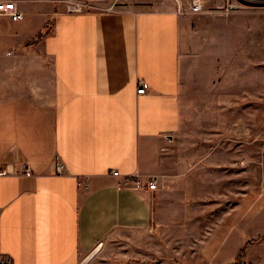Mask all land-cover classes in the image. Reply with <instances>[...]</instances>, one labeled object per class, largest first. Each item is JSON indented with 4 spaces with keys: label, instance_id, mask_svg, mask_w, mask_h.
<instances>
[{
    "label": "crops",
    "instance_id": "1",
    "mask_svg": "<svg viewBox=\"0 0 264 264\" xmlns=\"http://www.w3.org/2000/svg\"><path fill=\"white\" fill-rule=\"evenodd\" d=\"M172 4L63 11L49 27L40 17L31 62L20 49L31 33L19 37L0 16V58L11 59L0 74L17 75L0 83V163L12 168L0 175V258L83 264L123 235L129 256L186 264L202 240L211 245L219 203L236 212L261 196L249 195L259 140L249 147L247 80L228 89L204 72L195 82L186 46L197 16ZM203 106L225 117L214 110L202 123L192 108ZM134 173L158 187L122 186Z\"/></svg>",
    "mask_w": 264,
    "mask_h": 264
},
{
    "label": "rangeland",
    "instance_id": "2",
    "mask_svg": "<svg viewBox=\"0 0 264 264\" xmlns=\"http://www.w3.org/2000/svg\"><path fill=\"white\" fill-rule=\"evenodd\" d=\"M18 1L21 9L25 11L24 19L17 20L7 15L0 16H5V19L2 18V20L9 24L10 29L16 30L15 33L19 37L22 34L31 33L25 35L20 47V49L25 50L26 61L28 62H31L36 52L42 50L41 47H38V43L40 40L42 41L43 34L37 36V32L40 30L38 28L40 17V26L45 27L49 22H54L56 13L74 11L72 10L74 9L73 6L77 4L81 5L83 11L129 9L136 7L138 3L150 2L173 3L172 5L176 8L179 6V0ZM244 1L247 4L227 10L226 0H207L202 12L192 13L197 16L195 17L197 20L194 22L193 34L187 40L186 48L191 55L190 58L192 57L188 68L191 67L196 71V77L193 76L195 82H197L196 78L200 79L197 73L203 79L208 78L209 73L211 75L216 74L213 76L217 78V82L225 84V88L228 89L231 87L236 89L247 80L249 106H247L246 112H243H245L249 122V147L252 148L251 143L259 140L255 145L257 152H255L254 157L252 158L249 154L247 159L251 164L250 168H252L250 173H253L250 177L256 183V187L249 195L256 198L259 194L261 196L258 197V200L253 199V205L249 202L248 205L244 203L236 212L226 211V207L232 205V202L223 205L219 203L216 215L217 228L211 237V245H208L210 248L203 246L202 240L201 249L197 252V256L195 254L188 255L186 264H261L264 260V250H259L260 248L264 249V147L262 148L264 143V0ZM184 2L186 1L184 0ZM183 12L191 13L189 11ZM228 21L232 22V30H228L226 27ZM49 26L51 25L48 24ZM230 35L231 41H228ZM1 55L4 56V54ZM10 62V58H5V56L0 58V69L6 66L4 63L9 66ZM13 69L16 70L17 66ZM204 72L208 74H204ZM2 78L5 83L15 82L17 75L3 77L0 74V83H2ZM218 93L233 94V98H235L237 92L218 91ZM192 109L194 115L200 118L202 123L208 119L210 112L214 110L217 111L218 117L222 116V119L225 117V108L223 107L203 106ZM238 109L240 110V108ZM228 116L234 118L235 114ZM261 181H263L262 184ZM227 213L231 216L229 217ZM226 221L235 223V226L229 228L224 223ZM117 237L122 242L110 243L106 253L100 254L101 249L88 264H151L155 262L146 259L143 254L129 256L128 247L124 244L127 236ZM239 252H241L242 258H236ZM171 257L167 261L168 264H184L183 261L178 260L180 256L178 258L177 256Z\"/></svg>",
    "mask_w": 264,
    "mask_h": 264
},
{
    "label": "built area",
    "instance_id": "3",
    "mask_svg": "<svg viewBox=\"0 0 264 264\" xmlns=\"http://www.w3.org/2000/svg\"><path fill=\"white\" fill-rule=\"evenodd\" d=\"M179 0V6L178 10L183 11H189L192 13H199L202 12L205 9V5L207 0ZM227 5L226 8L229 10L230 8L237 7V6H243L245 5L244 2L241 0H226ZM75 11H82V8L79 9H72ZM0 15H7L11 16L14 19L22 20L25 17L24 11L21 9L19 5L18 0H2L0 1ZM148 88V83L144 80L140 81L139 87H138V93H145ZM24 173L27 175H32V169L30 164L27 162L23 164ZM61 164H59V170L61 171ZM12 172V168L10 165H5L4 163H0V175H5ZM113 174L120 175L119 170H113ZM148 185L150 189H156L158 187L157 180L156 179H149L145 181L143 178H141V175L138 173L131 174L127 176V178L124 179L123 185H129L133 186L135 188H143L145 185ZM0 264H13V260L8 257H1L0 258Z\"/></svg>",
    "mask_w": 264,
    "mask_h": 264
},
{
    "label": "water",
    "instance_id": "4",
    "mask_svg": "<svg viewBox=\"0 0 264 264\" xmlns=\"http://www.w3.org/2000/svg\"><path fill=\"white\" fill-rule=\"evenodd\" d=\"M102 248V244H99V246H97L90 254L89 256H87L85 258V260L83 261V264H87L98 252L99 250Z\"/></svg>",
    "mask_w": 264,
    "mask_h": 264
},
{
    "label": "bare ground",
    "instance_id": "5",
    "mask_svg": "<svg viewBox=\"0 0 264 264\" xmlns=\"http://www.w3.org/2000/svg\"><path fill=\"white\" fill-rule=\"evenodd\" d=\"M80 6H81L80 4H77V5H74L73 8H74V9H79ZM74 11H75V10H74Z\"/></svg>",
    "mask_w": 264,
    "mask_h": 264
},
{
    "label": "trees",
    "instance_id": "6",
    "mask_svg": "<svg viewBox=\"0 0 264 264\" xmlns=\"http://www.w3.org/2000/svg\"><path fill=\"white\" fill-rule=\"evenodd\" d=\"M236 258H242L241 252L238 253ZM242 264V263H241Z\"/></svg>",
    "mask_w": 264,
    "mask_h": 264
}]
</instances>
